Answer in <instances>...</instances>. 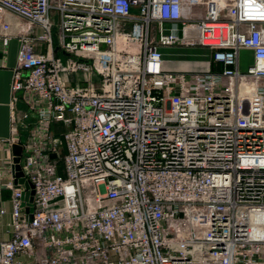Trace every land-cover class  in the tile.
<instances>
[{
  "label": "built area",
  "instance_id": "obj_1",
  "mask_svg": "<svg viewBox=\"0 0 264 264\" xmlns=\"http://www.w3.org/2000/svg\"><path fill=\"white\" fill-rule=\"evenodd\" d=\"M13 16L33 194L4 182L0 264H264V0H0L3 47ZM173 45L222 68L171 70Z\"/></svg>",
  "mask_w": 264,
  "mask_h": 264
},
{
  "label": "crops",
  "instance_id": "obj_2",
  "mask_svg": "<svg viewBox=\"0 0 264 264\" xmlns=\"http://www.w3.org/2000/svg\"><path fill=\"white\" fill-rule=\"evenodd\" d=\"M9 19V14L7 15ZM22 23L23 20L13 16L11 17L12 31L11 39L6 47H3L0 42V240L7 239L9 237L8 223L10 220V189L4 185V182L9 179L12 173V148L8 144L7 138L10 136V108L12 95L10 90V84L12 79L13 69L16 64V58L18 53V26L16 23ZM36 28H33V32H36ZM166 46L163 47V50ZM38 51H45L44 44H39ZM172 52L175 54L166 64V67L171 70H184L197 68L201 63L209 64V67L213 71H218L222 68V64L211 60L210 50L203 46H187L186 49L172 48ZM162 52V51H161ZM241 52H250L247 49H241ZM181 54H191L194 59L190 60ZM168 59V58H167ZM204 63V64H203ZM199 65V66H195ZM73 83L74 75L68 76ZM18 107H21L20 104ZM15 185H20L16 180H13ZM25 199V198H24ZM27 200V199H25ZM28 201V200H27Z\"/></svg>",
  "mask_w": 264,
  "mask_h": 264
},
{
  "label": "water",
  "instance_id": "obj_3",
  "mask_svg": "<svg viewBox=\"0 0 264 264\" xmlns=\"http://www.w3.org/2000/svg\"><path fill=\"white\" fill-rule=\"evenodd\" d=\"M54 51H57V47L54 48ZM17 94H20V92H18ZM12 148V154H13V158H12V172L15 176V180L18 181L20 184H22L25 188V192H24V198L27 199V203L28 205H30L31 200H32V194H33V190H28V188L30 187L29 183L24 179L23 174L20 170V156H21V146L19 144H12L11 145ZM50 157H55L54 153H50L49 155ZM26 211H31V207H27ZM28 217L30 219L31 214H28Z\"/></svg>",
  "mask_w": 264,
  "mask_h": 264
},
{
  "label": "rangeland",
  "instance_id": "obj_4",
  "mask_svg": "<svg viewBox=\"0 0 264 264\" xmlns=\"http://www.w3.org/2000/svg\"><path fill=\"white\" fill-rule=\"evenodd\" d=\"M199 11H202L201 9H199ZM182 48V49H186L187 46H179V45H173V46H166V49L163 50V47H160V50L162 51L163 57L165 59V63L167 64V62L169 61L170 58H172L175 54L172 52V48ZM59 54L62 56L61 52H59ZM184 57H187V59H194V56L191 54H181ZM168 58V59H167ZM252 62V56H251V52H241L239 54V68L240 70H244L250 63ZM199 65H195V66H199L197 68L193 67L191 69H201L203 67H205L206 65L204 64L203 66H201V63H198ZM62 153V152H61Z\"/></svg>",
  "mask_w": 264,
  "mask_h": 264
}]
</instances>
